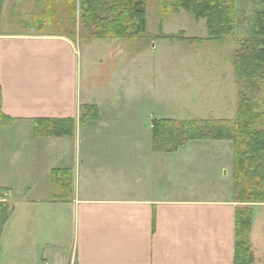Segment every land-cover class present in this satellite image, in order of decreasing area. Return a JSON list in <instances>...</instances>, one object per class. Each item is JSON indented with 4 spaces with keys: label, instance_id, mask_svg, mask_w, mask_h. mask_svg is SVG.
<instances>
[{
    "label": "crops",
    "instance_id": "1",
    "mask_svg": "<svg viewBox=\"0 0 264 264\" xmlns=\"http://www.w3.org/2000/svg\"><path fill=\"white\" fill-rule=\"evenodd\" d=\"M31 35L0 34V111L8 117L2 127L29 144L26 171L39 157L46 166L18 192L9 182L0 185L14 207L0 236V264H233V212L240 204L227 195L171 196L166 164L174 162L152 147L155 118L146 114L135 129L117 123L127 115L116 118L117 101L128 92L116 82L127 77L131 55L129 62L108 56L89 62L96 70L107 66L109 79L98 82L99 70L90 84L78 85L73 43ZM99 41L107 49L115 45ZM85 104L97 108V118L79 122ZM34 118H72L73 134L35 137ZM34 140L47 149L34 152ZM56 168L71 172L66 200L51 196ZM1 171L0 165L6 178ZM33 192L37 198L29 197ZM262 205H252L254 264H264V232L254 224L255 207Z\"/></svg>",
    "mask_w": 264,
    "mask_h": 264
},
{
    "label": "rangeland",
    "instance_id": "2",
    "mask_svg": "<svg viewBox=\"0 0 264 264\" xmlns=\"http://www.w3.org/2000/svg\"><path fill=\"white\" fill-rule=\"evenodd\" d=\"M145 1V31L134 38H113L112 43L115 45L112 44L108 49L99 46V40L111 39L93 40L96 39L92 37L95 30L93 24L82 23L80 0H3L0 3V34H32L71 41L78 51V85L85 80L90 84L95 72L99 73L100 69L96 70L89 62L100 56H108L118 63L126 58L129 62L131 55V68L128 64L127 77L123 74L116 82L118 91L127 89L128 92L127 100H118L116 106V118L119 120L123 114H127L123 117L126 121L117 123H129L135 129L146 114L155 119L232 120L237 112L239 87L233 71L234 53L239 42L252 36L255 13L264 8V0H236L235 28L229 36L217 40L207 38L204 19L196 20L183 10L163 14L159 10V0ZM159 34H179L184 38H201V41L158 39L155 36ZM108 71L107 66L101 67L98 82H107ZM1 114L0 111V165L1 174L6 178L0 176V185L9 182L18 192L22 182L28 181L26 177L35 179L44 175L46 161L44 158L42 162L39 157L33 160L29 171H26L30 162L24 156L30 157L29 144L22 142L25 138L14 137L13 132L2 127L8 123V119ZM8 133L10 137L6 140ZM34 143V152L37 153L47 146L44 142L34 140ZM158 152L165 154L166 161L174 162L173 165L166 164V170L169 171L166 187L174 189L171 196L198 195L200 192L208 197L221 198L227 195L232 199L230 141L189 140L176 151ZM8 170L9 174L4 175ZM2 197L5 199L0 201L13 205L8 194ZM29 197L37 198L34 192ZM239 204L246 207L251 205ZM255 213V230L264 232V205L255 207Z\"/></svg>",
    "mask_w": 264,
    "mask_h": 264
},
{
    "label": "trees",
    "instance_id": "3",
    "mask_svg": "<svg viewBox=\"0 0 264 264\" xmlns=\"http://www.w3.org/2000/svg\"><path fill=\"white\" fill-rule=\"evenodd\" d=\"M3 0H0V3ZM82 23H91L96 39L134 38L145 31V0H80ZM163 14L181 10L194 19H204L207 38L217 40L229 36L235 28L236 0H159ZM86 22V23H85ZM167 40H198L179 34L155 36ZM236 78L237 112L230 119L176 120L152 119V142L156 151L173 152L189 140H227L232 143V201L248 203L233 212V264H254L250 248L252 205L264 203V8L255 13L252 36L238 43L233 59ZM79 122L97 118L94 105H82ZM3 118L7 116L1 114ZM35 137L71 136L72 118H34ZM52 198L66 200L71 189L70 169H52ZM8 189L0 187V199ZM13 205L0 201V236Z\"/></svg>",
    "mask_w": 264,
    "mask_h": 264
}]
</instances>
